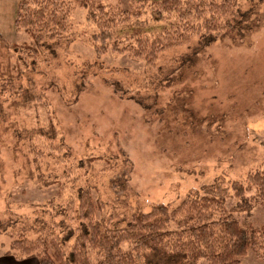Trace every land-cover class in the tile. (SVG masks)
<instances>
[{
    "label": "rangeland",
    "instance_id": "rangeland-1",
    "mask_svg": "<svg viewBox=\"0 0 264 264\" xmlns=\"http://www.w3.org/2000/svg\"><path fill=\"white\" fill-rule=\"evenodd\" d=\"M20 1L0 0V264H38L15 259L10 245L43 233L68 249L86 188L104 204L98 219L114 215L110 227L124 228L134 212L264 171V0H238L262 19L243 45L195 36L153 64L127 51L97 55L78 36L96 31L84 8L71 15L73 38L32 52L13 26ZM141 21L152 33L166 23L155 24L149 9ZM181 98L194 119L180 112ZM226 208L243 225H264V205L231 198ZM241 264L264 259L249 252Z\"/></svg>",
    "mask_w": 264,
    "mask_h": 264
},
{
    "label": "trees",
    "instance_id": "trees-1",
    "mask_svg": "<svg viewBox=\"0 0 264 264\" xmlns=\"http://www.w3.org/2000/svg\"><path fill=\"white\" fill-rule=\"evenodd\" d=\"M127 1L129 7L121 8L101 0H21L13 26L30 40L23 47L36 52L45 41L73 38L71 15L84 8L86 21L93 23L96 31L78 36L91 43L97 55L108 49L127 51L153 64L160 53L195 36L207 45L224 37L243 45L262 23V19H252L249 11H242L238 0ZM147 9L155 24L166 22L161 28L154 26L157 33L141 21ZM178 102L180 112L194 119L182 98ZM49 128L54 138L51 123ZM231 198L264 205V171L230 182L229 187L216 180L203 195L173 206L158 204L148 212H134L124 228L110 227L114 215L98 219L104 204L86 188L78 196L77 216L83 225L68 249L50 233L35 241H13L10 248L19 252L13 254L15 259L34 257L38 264H197L199 260L241 264L249 252L264 259V225H243L234 220L231 209L226 208Z\"/></svg>",
    "mask_w": 264,
    "mask_h": 264
}]
</instances>
